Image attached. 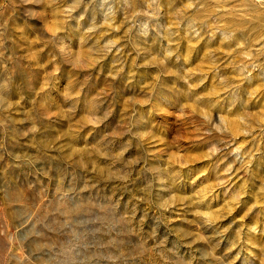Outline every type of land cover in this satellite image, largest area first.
<instances>
[{
	"label": "rangeland",
	"instance_id": "374dc122",
	"mask_svg": "<svg viewBox=\"0 0 264 264\" xmlns=\"http://www.w3.org/2000/svg\"><path fill=\"white\" fill-rule=\"evenodd\" d=\"M0 264H264V0H0Z\"/></svg>",
	"mask_w": 264,
	"mask_h": 264
}]
</instances>
